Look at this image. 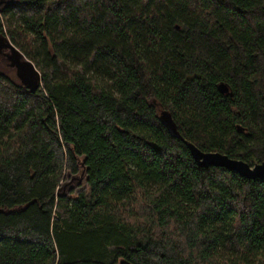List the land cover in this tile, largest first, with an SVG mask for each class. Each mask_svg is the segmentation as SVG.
Instances as JSON below:
<instances>
[{
  "label": "trees",
  "instance_id": "trees-1",
  "mask_svg": "<svg viewBox=\"0 0 264 264\" xmlns=\"http://www.w3.org/2000/svg\"><path fill=\"white\" fill-rule=\"evenodd\" d=\"M161 109L264 162V0L1 4L0 264H264V180L198 166ZM80 156L88 192L57 195Z\"/></svg>",
  "mask_w": 264,
  "mask_h": 264
},
{
  "label": "water",
  "instance_id": "water-1",
  "mask_svg": "<svg viewBox=\"0 0 264 264\" xmlns=\"http://www.w3.org/2000/svg\"><path fill=\"white\" fill-rule=\"evenodd\" d=\"M15 0H8V4H13ZM3 3L0 0V5ZM20 54L13 53L12 55V63L16 65L17 68V76L20 77L21 83L25 84L30 90L33 92L37 87L38 76L35 74V69L25 63V60H21ZM21 66H25L28 72L21 69ZM217 90L220 93L232 95V92L229 90V87L224 82H220L217 85ZM157 119L161 123L162 126L167 130V132L174 138L180 139L183 141L189 153L194 160V162L200 167H223L228 171H234L239 176L247 179H263L264 180V162L255 163L253 165L248 164L247 162L231 158L227 154L216 152V151H203L194 145L191 142L186 141L183 136L180 134L177 126L172 118V115L169 111L165 109L159 110L157 114ZM239 130V127H238ZM60 195V193H57Z\"/></svg>",
  "mask_w": 264,
  "mask_h": 264
},
{
  "label": "rangeland",
  "instance_id": "rangeland-1",
  "mask_svg": "<svg viewBox=\"0 0 264 264\" xmlns=\"http://www.w3.org/2000/svg\"><path fill=\"white\" fill-rule=\"evenodd\" d=\"M2 4H8V0H2ZM8 63V61H7ZM14 67V66H12ZM10 65L3 64V68L7 69L8 75L15 80L17 83H20V77L17 76L15 68H12ZM12 68V69H11ZM21 69L28 72L25 66H21ZM76 168L75 172H72L69 168L66 169L65 175L61 183L57 188L58 193H66L69 195H76L78 191L88 192V185L85 181L86 178V167L84 165V157L80 156L76 159Z\"/></svg>",
  "mask_w": 264,
  "mask_h": 264
}]
</instances>
